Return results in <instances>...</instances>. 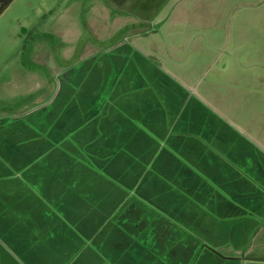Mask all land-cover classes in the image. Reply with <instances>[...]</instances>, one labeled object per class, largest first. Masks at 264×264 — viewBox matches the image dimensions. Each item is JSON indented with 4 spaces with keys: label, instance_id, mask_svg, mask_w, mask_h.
<instances>
[{
    "label": "crops",
    "instance_id": "1",
    "mask_svg": "<svg viewBox=\"0 0 264 264\" xmlns=\"http://www.w3.org/2000/svg\"><path fill=\"white\" fill-rule=\"evenodd\" d=\"M165 6L154 30L137 33L135 43L112 44L102 59L73 65L72 81L80 86L84 65L104 70L111 86L119 82L122 127L152 136V165L160 168L154 182L167 187L154 188L153 206L138 208L147 218L137 217L135 236L89 242L119 247V254L57 240L50 260L47 239L35 234L20 244L0 238V264L17 256L41 264H247L242 254L264 229V63L256 59L264 48L242 46L241 39L255 44V10L264 0ZM245 55L248 62L235 57ZM57 91L60 106L66 95L61 85ZM112 91L106 88L101 102L105 126H112ZM48 130L46 113L0 114V232L48 229V178L26 170L34 156L36 165L47 155ZM35 147L36 154L27 152Z\"/></svg>",
    "mask_w": 264,
    "mask_h": 264
},
{
    "label": "rangeland",
    "instance_id": "2",
    "mask_svg": "<svg viewBox=\"0 0 264 264\" xmlns=\"http://www.w3.org/2000/svg\"><path fill=\"white\" fill-rule=\"evenodd\" d=\"M168 1L14 0L0 15V114L43 112L48 114L49 127L47 155L44 151L42 162L38 160L36 165L34 159L38 156H34L26 168L29 175L48 178L43 184L49 192L48 229L2 230V240L14 237V243L20 244L29 242L35 234L41 235L43 243L47 239L51 260L55 258L57 240L80 239L82 250L97 249L96 253H101L109 249L116 254L121 248L89 242L136 235L133 226L137 217L147 218V214L138 215V208L153 206L154 188L167 187L154 182L159 181L160 168L152 165V136L137 134L130 126L122 127L119 82L111 86L104 70L94 72L81 65L80 86L74 89L73 65L88 63L92 57L102 59L104 50L112 44L135 43L137 33L154 30L155 20L167 13ZM247 11L242 8L239 12L245 15ZM255 11L259 20L255 27L251 24L256 32L255 44L249 45L244 39L241 43L264 48V6ZM235 57L242 62L249 60L247 55ZM256 59L264 63V55ZM58 85L66 95L60 106L56 100ZM106 88L113 90L112 126H105L108 120L101 105ZM138 137L141 145L137 144ZM37 150L35 147L27 152L33 155ZM242 257L247 264H264V229ZM7 259L1 264H41L20 262L19 256L16 262Z\"/></svg>",
    "mask_w": 264,
    "mask_h": 264
},
{
    "label": "trees",
    "instance_id": "3",
    "mask_svg": "<svg viewBox=\"0 0 264 264\" xmlns=\"http://www.w3.org/2000/svg\"><path fill=\"white\" fill-rule=\"evenodd\" d=\"M14 0H0V15L10 6Z\"/></svg>",
    "mask_w": 264,
    "mask_h": 264
}]
</instances>
